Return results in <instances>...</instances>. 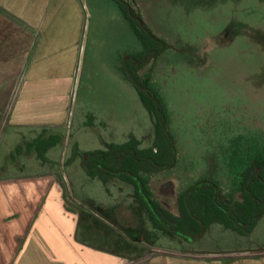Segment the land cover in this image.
Returning a JSON list of instances; mask_svg holds the SVG:
<instances>
[{
	"label": "rangeland",
	"instance_id": "obj_1",
	"mask_svg": "<svg viewBox=\"0 0 264 264\" xmlns=\"http://www.w3.org/2000/svg\"><path fill=\"white\" fill-rule=\"evenodd\" d=\"M82 1L87 28L74 100L65 123L46 132L62 141L41 161L26 142L43 129L11 127L10 109L2 110L0 178L59 181L80 232H93L86 233L93 244L122 252L131 263L187 248L210 260L264 261V215L247 234L213 223L190 240L158 237L131 184L105 186L87 175L75 149H104L131 136L150 146L154 128L126 68L142 42L116 0ZM127 1L167 43L139 69L167 107L177 151L173 167L149 176L152 197L179 215V197L209 179L224 200L241 201L247 161L264 155V0ZM150 234L158 240H147Z\"/></svg>",
	"mask_w": 264,
	"mask_h": 264
},
{
	"label": "crops",
	"instance_id": "obj_2",
	"mask_svg": "<svg viewBox=\"0 0 264 264\" xmlns=\"http://www.w3.org/2000/svg\"><path fill=\"white\" fill-rule=\"evenodd\" d=\"M86 28L82 0H0V113L10 109L11 127L65 123ZM86 233L93 232H80L59 181L0 178V264H264L210 260L189 248L131 263L126 254L93 244Z\"/></svg>",
	"mask_w": 264,
	"mask_h": 264
},
{
	"label": "trees",
	"instance_id": "obj_3",
	"mask_svg": "<svg viewBox=\"0 0 264 264\" xmlns=\"http://www.w3.org/2000/svg\"><path fill=\"white\" fill-rule=\"evenodd\" d=\"M116 1L143 44V50L127 62L126 68L151 117L154 140L150 146H143L140 139L131 136L125 142L110 143L104 149L86 152L75 149V153L82 154L87 175L100 180L105 186L115 180L131 184L136 202L147 212L154 234L158 237L175 235L190 240L197 238L203 229L213 223L247 234L264 215V155L248 159L240 183L242 200L234 204L224 200L219 184L209 179L199 181L179 197V215L152 197L149 176L173 167L177 151L174 137L168 130L167 107L151 86L150 78H142L139 69L152 56L159 55L167 43L154 33L129 1ZM47 131L43 128L39 135L26 142L28 150L44 162L47 161L48 151L62 141L61 134L46 136ZM22 149L23 146L19 145L18 150ZM157 238L150 234L147 240L154 242Z\"/></svg>",
	"mask_w": 264,
	"mask_h": 264
}]
</instances>
